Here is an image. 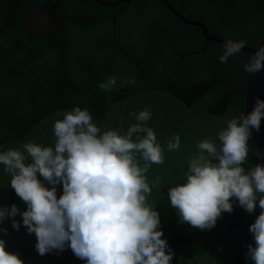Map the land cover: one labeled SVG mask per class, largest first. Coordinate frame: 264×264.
I'll return each instance as SVG.
<instances>
[{
    "label": "trees",
    "instance_id": "1",
    "mask_svg": "<svg viewBox=\"0 0 264 264\" xmlns=\"http://www.w3.org/2000/svg\"><path fill=\"white\" fill-rule=\"evenodd\" d=\"M168 1L184 17L201 21L210 33L226 40H244L245 46L256 47L264 32V0ZM54 2L59 28L44 29L40 35L20 32L30 3L40 7ZM223 51L224 44L204 41L199 27L183 23L161 0L115 5L92 0H0V153L24 151L28 142L54 147V123L74 107L87 109L101 133L112 129L120 134L137 122L130 113L150 109L146 126L164 149V162L151 164L145 173L151 188L146 198L158 211L162 238L173 251L170 264H239L244 239L223 213L214 227L200 230L181 222L168 197L170 187L185 181L188 162L199 153L198 143L215 140L229 120L244 113L248 74L244 65L250 54L241 51L221 63ZM112 76L115 87L102 91L98 85ZM175 135L180 137L179 150H168ZM256 152L251 137L242 165L246 171L260 164ZM37 178L52 187L39 173ZM10 180L0 163V208L15 204L20 210L14 217L18 230L11 217L0 223L7 229V234L0 232L5 250L18 253L23 264H86L67 243L63 250L38 253L35 234L22 223L20 213L27 204ZM55 187L59 198L62 184ZM230 202V214L255 247L249 225L261 212L258 202L252 213L236 198ZM243 264L254 261L246 255Z\"/></svg>",
    "mask_w": 264,
    "mask_h": 264
},
{
    "label": "clouds",
    "instance_id": "2",
    "mask_svg": "<svg viewBox=\"0 0 264 264\" xmlns=\"http://www.w3.org/2000/svg\"><path fill=\"white\" fill-rule=\"evenodd\" d=\"M245 45L244 40L226 41L220 62L227 63ZM244 70L264 71V45L250 55ZM115 85L112 76L98 87L110 91ZM130 115L137 122L124 134L112 129L101 133L87 109L74 107L54 123V147L28 142L22 146L24 151L0 153L11 187L27 204L20 213L22 223L29 234H35L41 256L63 250L67 243L86 264H170L173 251L162 238L158 211L146 198L151 188L145 173L151 164H163L164 149L146 126L151 110ZM262 118L264 100L257 98L252 110L229 120L215 140L198 143L199 153L189 160L185 181L168 191L181 222L200 230L214 227L222 212L231 213L232 198L248 213L258 202L261 212L249 225L255 247L249 244L246 253L254 264H264V164L248 171L242 165L249 155L251 130H260ZM179 147L180 137L175 135L167 148ZM255 154L264 158L259 151ZM139 160L144 161L142 166ZM37 173L52 187H45ZM57 184L63 187L59 198ZM19 211L15 204L0 208V223L11 217L12 227L18 230L20 223L14 217ZM0 232L7 234V229ZM0 264H23L18 253L5 250L3 239Z\"/></svg>",
    "mask_w": 264,
    "mask_h": 264
},
{
    "label": "water",
    "instance_id": "3",
    "mask_svg": "<svg viewBox=\"0 0 264 264\" xmlns=\"http://www.w3.org/2000/svg\"><path fill=\"white\" fill-rule=\"evenodd\" d=\"M105 5H115L121 2L127 3L129 0H117L108 2L105 0H92ZM161 2L183 23L194 25L200 28L201 34L203 36L204 41H214L221 44H225L226 39L219 37L215 34H212L208 31L207 27L198 20L188 19L184 17L168 0H161ZM57 6V4H55ZM55 7V6H54ZM52 7V8H54ZM50 9V8H47ZM264 45V32L259 41V44L256 47L245 46L242 51L248 52L250 55L254 54L256 49ZM264 100V71H261L256 74H247L245 91H244V114L249 113L254 107L256 99ZM251 136L256 146L257 151L264 154V118L261 120L260 130L257 132L254 129L251 130ZM260 164H264V158H259ZM233 224V226L237 229V231L241 234L244 239V248L242 252L241 259L239 264H243L246 253L248 251L249 239L246 230L240 224V222L235 219L229 212H222Z\"/></svg>",
    "mask_w": 264,
    "mask_h": 264
},
{
    "label": "flooded vegetation",
    "instance_id": "4",
    "mask_svg": "<svg viewBox=\"0 0 264 264\" xmlns=\"http://www.w3.org/2000/svg\"><path fill=\"white\" fill-rule=\"evenodd\" d=\"M55 4L57 3L54 2L53 4H43L42 6L37 7L34 4L30 3V8H27L25 11L26 16H24L21 20V27L19 29L20 32H24L25 30L29 33L34 32L37 35H40L41 31L44 29L53 31L59 28L60 23L58 21L57 15L58 4L57 6ZM217 143L219 144L218 139Z\"/></svg>",
    "mask_w": 264,
    "mask_h": 264
},
{
    "label": "bare ground",
    "instance_id": "5",
    "mask_svg": "<svg viewBox=\"0 0 264 264\" xmlns=\"http://www.w3.org/2000/svg\"><path fill=\"white\" fill-rule=\"evenodd\" d=\"M182 14V13H181Z\"/></svg>",
    "mask_w": 264,
    "mask_h": 264
}]
</instances>
